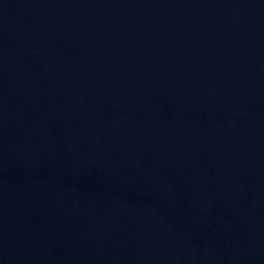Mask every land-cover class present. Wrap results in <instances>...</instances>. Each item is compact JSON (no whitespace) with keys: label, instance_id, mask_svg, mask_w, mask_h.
I'll use <instances>...</instances> for the list:
<instances>
[{"label":"water","instance_id":"1","mask_svg":"<svg viewBox=\"0 0 264 264\" xmlns=\"http://www.w3.org/2000/svg\"><path fill=\"white\" fill-rule=\"evenodd\" d=\"M0 264H264V0H0Z\"/></svg>","mask_w":264,"mask_h":264}]
</instances>
